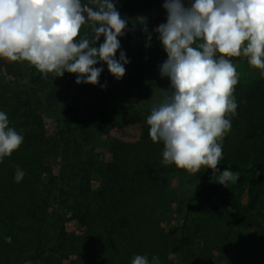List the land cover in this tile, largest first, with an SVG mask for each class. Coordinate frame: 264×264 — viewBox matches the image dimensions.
<instances>
[{
  "label": "rangeland",
  "instance_id": "rangeland-1",
  "mask_svg": "<svg viewBox=\"0 0 264 264\" xmlns=\"http://www.w3.org/2000/svg\"><path fill=\"white\" fill-rule=\"evenodd\" d=\"M82 2L93 4L92 0ZM163 10V5H158L143 16L146 20L157 18ZM154 29L131 43L128 41L124 48L129 49L132 56L142 52L144 57H152L161 44L159 34ZM149 34L150 42L147 39ZM233 64L239 73L238 83L263 77L259 69L247 63L245 57H240ZM35 72L37 70L27 62L12 63L0 59V111L8 115L10 127L23 130L19 127L29 117L30 122L39 124L45 141L56 142L59 132L64 129L62 123L72 120V114L76 112L80 116L97 118L102 122L98 129L78 135L86 153L85 160L92 161L89 165L90 184L83 185L90 193V199H81L78 207L66 196V193L70 194L82 182L79 177L74 181V170L67 169L59 158H52L48 165L42 167L43 175L36 194L46 188L48 179L54 180L49 196L57 205L55 210L52 209L54 212L51 210L47 214L60 216L61 225L68 234L65 249L51 255L54 264H131L136 255L147 256L149 264L154 256L159 257V264H264V257L258 256L257 262L250 252L256 244L254 238L260 240L256 244L257 250L264 248V245H260L264 242V239L261 242V238H264L262 226L250 228L245 221L224 217L228 187L211 176L208 191L196 192L201 176L212 172L211 169L202 168L199 173L190 174L174 164L162 163L163 144L151 140L147 117L152 108L163 102L166 94L171 93L169 78H154L140 86H134L129 79L115 78L111 88L113 94L107 106L98 113L86 100V85L59 81L57 77L42 84H32L28 78ZM59 84L60 90L57 88ZM16 106L19 110L14 112ZM228 119L231 121V129L222 141L221 160L237 158L241 153V140L251 132L247 121ZM72 125L76 126L74 123ZM114 146L128 150L122 154V160L135 180L130 181L127 177V187L130 192L134 189L138 194L137 205L132 207L133 226L129 230V241L107 236L103 230V216L91 213L101 203L98 192L103 189L101 176L105 165L113 161L115 155H121L115 153ZM18 159L13 152L11 156L0 160V248H12L11 242H8L14 232L7 220L10 202L7 191L10 193L17 186L14 177L19 166ZM145 164L152 167L172 166L176 170L164 172L157 182H151L143 174ZM63 175L66 178L61 181ZM136 181H140L137 184L141 186L137 187ZM263 184V178L250 176L244 186L236 188L239 202L246 204L250 190ZM71 205L76 206L77 211L74 212ZM183 222L188 225L190 244H184L179 233ZM54 242L53 239L50 241L51 246ZM21 264L47 263H28L22 260Z\"/></svg>",
  "mask_w": 264,
  "mask_h": 264
},
{
  "label": "clouds",
  "instance_id": "clouds-1",
  "mask_svg": "<svg viewBox=\"0 0 264 264\" xmlns=\"http://www.w3.org/2000/svg\"><path fill=\"white\" fill-rule=\"evenodd\" d=\"M92 3L95 7L82 0H0V59L27 62L45 77L68 72L76 75L77 84L92 85L99 83L103 69L96 65L103 62L121 79L129 61L123 51L117 60L116 53L127 19L113 0ZM163 8L166 22L154 31L167 54L160 74L170 79L171 93L147 117L149 136L162 142L165 165L190 174L211 169L214 179L228 187L238 176L229 169L220 172L218 165L231 129L228 117L238 107L239 73L231 58H247L264 76V0H192L188 6L164 0ZM85 25L90 31L81 35ZM23 139L0 111V160L18 150ZM24 175L18 167L15 181ZM131 264L149 260L136 255ZM151 264H159V257Z\"/></svg>",
  "mask_w": 264,
  "mask_h": 264
},
{
  "label": "trees",
  "instance_id": "trees-1",
  "mask_svg": "<svg viewBox=\"0 0 264 264\" xmlns=\"http://www.w3.org/2000/svg\"><path fill=\"white\" fill-rule=\"evenodd\" d=\"M182 2L188 6L192 0H182ZM114 3L121 16L127 19V28L125 34L119 37L120 49L116 53L117 60L120 51H123L129 61L124 65L126 71L122 78L129 79L134 86H140L143 82L162 77L160 66L167 59L162 44L150 58L144 57L142 52L132 56L131 51L124 48V45L146 33L144 31L145 26L148 32L166 22L167 12L165 9L157 18L146 20L143 16L144 13L155 9L158 5H163L164 0H115ZM90 5L95 7L94 4ZM89 31L88 25H85L81 35ZM103 39L102 36L98 44L102 43ZM239 58L231 59L232 62H235ZM96 67L103 69L99 83L96 85L81 84L86 85L84 88L87 102L94 106L98 113H101V110L107 106L110 95L113 94L111 88L115 77L108 71L105 63L100 62ZM54 77L55 75L51 73L45 77L37 70V72L30 74L28 79L32 84H42ZM57 78L59 81L76 82V75L68 72ZM57 88L60 90L61 84L57 85ZM234 96L238 107L236 114L230 115L228 118H233L237 122L240 120L247 121L251 132L241 140L239 156L221 160L218 165L220 172L229 169L238 176L237 180L234 183L231 182L227 188L223 214L226 219L245 221L250 228L262 226L261 230L264 233V184L250 190L249 199L244 205L239 202L236 196V188L244 186L250 176L264 179V76L261 79L238 83L235 86ZM52 97L54 98L53 95ZM23 105L29 104L23 103ZM18 110V106L13 109L14 112ZM72 116H74L72 120L62 123L64 129L59 132V138L56 142L45 141L44 134L40 132L39 124L34 121L30 122L29 117L19 127L23 130H16L24 139L19 149L14 151V155L19 158L17 160L18 167L25 175L17 183V186L13 187V191L10 193L7 191V197L10 200L7 220L14 233L11 235L12 248H0V264H21L22 260L28 263L54 264L51 255L54 256L65 249L68 234L65 227L61 225L60 216L55 213L47 214L48 211L55 210L57 205V202L49 196L50 186L55 183L54 180L48 179L46 188L42 189L38 195L36 194L43 175L42 167L48 165L52 158H59L62 165L71 171L74 170V176L71 172L74 181L76 182L77 177H79L82 182V185L78 183V188H73L70 194L66 193V196L73 200V204L79 207L81 199H90L91 197L83 185L84 183L87 186L90 184L91 166L89 165L92 164V161L87 162L85 160L86 153L78 135L98 129L102 122L97 118L80 116L77 112ZM73 123L76 125L75 127H73ZM115 147V153L121 155H115L113 161L105 165L104 173L101 176L103 189L98 192L101 203L91 213L103 216L105 221L103 230L107 236L119 237L124 241H129L131 239L129 230L133 226L132 212L134 209L132 207L137 205L138 194L134 189L130 192L127 187V177L130 181L135 180L131 176L133 173L129 171L127 164L122 160V154H126L128 150L123 147ZM111 149L113 150V147ZM57 153L59 154L57 155ZM175 170L176 168L172 166L152 167L145 164L143 174L151 182H157L161 174ZM219 175L220 173L217 172L216 176ZM211 176H213V172H206L201 176L197 193L208 191ZM65 178L63 175L60 179L64 181ZM137 183L141 182L136 181V186L139 187L140 184ZM35 184H37L36 188ZM73 190H75L74 195ZM74 205H71L70 208L75 212L77 207ZM53 210L52 212H54ZM187 227L186 222H183L179 227V233L182 242H185L184 244H190ZM52 239L57 244L53 243L51 246L50 241ZM263 239L261 238V242ZM254 240L256 244L260 242L259 239L254 238ZM256 244L253 245L250 252L258 262V256L264 257V248L259 251ZM260 245H264V242Z\"/></svg>",
  "mask_w": 264,
  "mask_h": 264
}]
</instances>
